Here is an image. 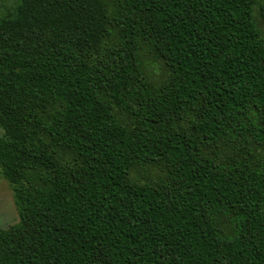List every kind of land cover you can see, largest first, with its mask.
<instances>
[{
  "label": "trees",
  "instance_id": "trees-1",
  "mask_svg": "<svg viewBox=\"0 0 264 264\" xmlns=\"http://www.w3.org/2000/svg\"><path fill=\"white\" fill-rule=\"evenodd\" d=\"M259 0L0 11V264H264Z\"/></svg>",
  "mask_w": 264,
  "mask_h": 264
},
{
  "label": "rangeland",
  "instance_id": "rangeland-1",
  "mask_svg": "<svg viewBox=\"0 0 264 264\" xmlns=\"http://www.w3.org/2000/svg\"><path fill=\"white\" fill-rule=\"evenodd\" d=\"M15 0H0L1 7L12 5ZM255 17L259 27L264 32V0H259L255 9ZM18 222L17 210L14 204L12 191L8 183L0 175V230Z\"/></svg>",
  "mask_w": 264,
  "mask_h": 264
}]
</instances>
